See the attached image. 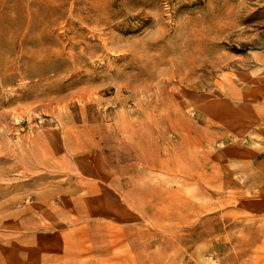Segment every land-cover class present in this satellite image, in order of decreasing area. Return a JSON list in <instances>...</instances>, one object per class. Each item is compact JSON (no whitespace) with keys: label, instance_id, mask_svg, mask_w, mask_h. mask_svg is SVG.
I'll list each match as a JSON object with an SVG mask.
<instances>
[{"label":"rangeland","instance_id":"374dc122","mask_svg":"<svg viewBox=\"0 0 264 264\" xmlns=\"http://www.w3.org/2000/svg\"><path fill=\"white\" fill-rule=\"evenodd\" d=\"M0 264H264V0H0Z\"/></svg>","mask_w":264,"mask_h":264}]
</instances>
